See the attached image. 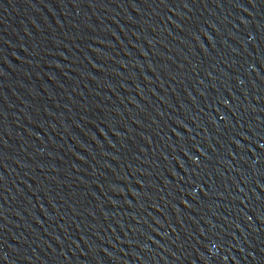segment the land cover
<instances>
[{"label": "water", "instance_id": "95a60500", "mask_svg": "<svg viewBox=\"0 0 264 264\" xmlns=\"http://www.w3.org/2000/svg\"><path fill=\"white\" fill-rule=\"evenodd\" d=\"M0 264H264V0H0Z\"/></svg>", "mask_w": 264, "mask_h": 264}]
</instances>
